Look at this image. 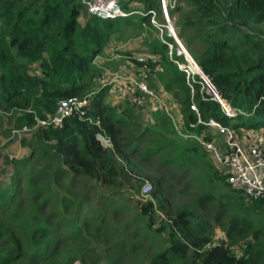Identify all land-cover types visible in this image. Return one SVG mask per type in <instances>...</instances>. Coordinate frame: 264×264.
Segmentation results:
<instances>
[{
  "label": "trees",
  "instance_id": "trees-1",
  "mask_svg": "<svg viewBox=\"0 0 264 264\" xmlns=\"http://www.w3.org/2000/svg\"><path fill=\"white\" fill-rule=\"evenodd\" d=\"M130 3L139 4V12ZM118 5L130 13L112 18L89 14L80 23L78 15L85 8L81 0H0V109L15 112L17 121L32 125L53 116L59 100L88 96L83 118L72 114L59 125L39 123L32 136L35 148L26 153L47 158L56 174L61 171L69 178L83 175L102 183L111 181L117 175L112 152L124 156V148L137 151L149 132L154 137L145 155L165 152L164 162L183 171L200 163L199 194L191 206L184 204L176 212L165 246L146 264H264L263 198H249L232 188L225 180L226 172L209 160L210 152L191 136L202 133L204 140L211 141L209 126L202 123L208 118L230 129L232 135L240 130L264 134V0H166L176 35L216 91L235 109L231 116L205 92L197 73L187 75L178 67L177 62L186 64V60L176 53V42L165 32L162 39L147 42L154 58L127 56L132 67L147 64L157 69L193 138L181 143L161 132L170 126L167 114L162 113L160 120L157 116L153 125L158 129H141L134 119L110 111L102 101L111 85L102 80L97 86L101 71L94 69L92 61L110 36L123 30L120 22L136 16L140 24L154 27L151 12L163 22L158 0H118ZM191 102L198 114L190 109ZM96 132L109 138L110 148L99 143ZM26 154L13 163L16 171L27 161ZM13 186H0V208L12 205ZM210 201L212 211L206 205ZM151 205L150 201L142 205L147 218ZM212 220L223 231L215 242ZM17 229L0 226V264L22 255L38 258L45 254L47 245L41 243L51 236L40 223L30 224L27 218Z\"/></svg>",
  "mask_w": 264,
  "mask_h": 264
},
{
  "label": "rangeland",
  "instance_id": "rangeland-1",
  "mask_svg": "<svg viewBox=\"0 0 264 264\" xmlns=\"http://www.w3.org/2000/svg\"><path fill=\"white\" fill-rule=\"evenodd\" d=\"M130 4L137 11L141 8L139 4ZM87 16L89 13L81 8L79 22L82 23ZM127 21L120 22L124 24L123 30L114 32L92 61L94 69L101 71V78L96 80V84L98 86L114 73L143 72L148 87L155 95L147 97L143 106H136L114 88H108L104 91L103 103L110 111L134 119L141 129L154 126L157 116L159 119L165 113L170 126L161 132L166 138L178 143L193 139L187 136L180 107L171 92L164 89L157 69L147 64L132 67L127 58L128 55L140 60L154 58L147 50V42L162 39L161 33L169 34L168 29L162 27L158 30L147 23L140 24L136 16ZM173 28L175 32L176 28ZM176 49H179L177 43ZM185 68L188 69L186 65ZM16 114L0 109V186L14 184L12 205L0 208V226L1 229L18 232L19 222L28 218L30 224L40 223L51 237L41 243L47 245L43 256L22 255L7 264H146L153 254L165 246L167 232L176 212L184 204L191 206L201 190L199 182L203 174L200 163L183 171L175 164L164 162L162 154L165 152L145 155V149L150 147L149 143L154 137L150 132L139 143L137 151L124 148V156L112 152L117 175L107 183L83 175L69 178L61 171L56 174L55 165L47 158L42 159L35 153L26 154L35 148L36 139L32 136L39 123H21L16 120ZM207 129L212 136V144L222 152L226 148L225 131L210 126ZM253 134L258 132L240 130L232 138L245 147L248 137ZM25 154L27 161L17 166L16 171L13 163ZM208 158L213 161L210 155ZM216 165L222 173L227 172L225 166ZM43 168L48 170H40ZM13 171H16L14 175ZM45 172L49 173L47 177ZM144 182L150 184L147 191L141 189ZM148 201L152 203L148 208L149 218L142 212V205ZM210 203L206 205L212 211L214 207ZM173 226L176 227V224ZM211 226L212 240L215 242L223 237V231L220 223L214 220ZM21 236L25 237L24 234ZM26 253H29V249Z\"/></svg>",
  "mask_w": 264,
  "mask_h": 264
},
{
  "label": "built area",
  "instance_id": "built-area-1",
  "mask_svg": "<svg viewBox=\"0 0 264 264\" xmlns=\"http://www.w3.org/2000/svg\"><path fill=\"white\" fill-rule=\"evenodd\" d=\"M81 1L89 14H94L100 18H112L115 16H124L130 13V11H125L119 7L118 0ZM158 2L163 22L155 20L153 12H151L150 20L153 25L158 28V30H161L162 27H166L169 33L166 34L171 36L179 47V39L173 30L174 28L166 12V0H158ZM168 47L170 48L171 45L168 44ZM176 53L182 54L186 60V64L177 62L179 68L183 69L187 75L189 73H193L192 70L197 73L189 64L191 63L189 61L190 55L182 52L180 48L176 51ZM185 65L191 71L188 69L186 70ZM197 74L202 84L205 86V92L220 105L224 114L228 116L233 115L235 109L228 105V103L220 96L210 82H207L206 79L199 73ZM145 77L146 74L143 72L132 74L124 71L119 74H111L105 82L106 84H110L111 88H114L118 94L129 98L131 103H134L136 106H143L147 97H153L155 95L148 87ZM88 101V96H84L81 99L74 98L57 115L53 114V116H47L46 119L39 120L38 123L59 125L65 116L72 114H76L78 118H83L85 112L88 110ZM189 107L198 114L197 108L193 102L190 103ZM86 118L90 120L89 117ZM197 122H201L199 117H197ZM95 123H98L97 119L95 120ZM202 123H205L207 126L216 127L220 131H225V134L227 135L226 148L222 152L217 151L212 144V141L204 140L202 138V133L196 135L191 134V136L203 144V146L210 152V156L216 164L227 168L225 180L232 188L241 190L242 193L249 198H263L264 208V136L261 133L250 135L246 142V146L244 147L232 138L233 135L230 134V129L221 126L213 118H208L207 120L202 121ZM188 135L189 134L187 133V136ZM95 138L103 147L111 146L109 138L102 132H96ZM149 188L150 184L148 182H144L141 186L142 191H147Z\"/></svg>",
  "mask_w": 264,
  "mask_h": 264
},
{
  "label": "water",
  "instance_id": "water-1",
  "mask_svg": "<svg viewBox=\"0 0 264 264\" xmlns=\"http://www.w3.org/2000/svg\"><path fill=\"white\" fill-rule=\"evenodd\" d=\"M185 53V52H184ZM188 58V57H187ZM189 58L191 59V60H193L190 56H189ZM188 58V59H189ZM190 59H189V61H190ZM194 68H195V66H194ZM195 71L197 72V73H199L200 75H202L205 79H206V81L207 82H209V80L207 79V77L202 73V71L199 69V68H195ZM74 98L73 97H71V98H65V99H61V100H59L58 102H57V108H56V111H55V115H57L64 107H66L72 100H73Z\"/></svg>",
  "mask_w": 264,
  "mask_h": 264
},
{
  "label": "bare ground",
  "instance_id": "bare-ground-1",
  "mask_svg": "<svg viewBox=\"0 0 264 264\" xmlns=\"http://www.w3.org/2000/svg\"><path fill=\"white\" fill-rule=\"evenodd\" d=\"M171 31V30H170ZM178 42H179V48H180V50L182 51V52H185V54H188L189 55V53L186 51V49L184 48V46L181 44V42L178 40ZM190 62L191 63H189L190 64V66H192V68L193 69H197L198 68V66H197V64L194 62V60H190ZM194 66H195V68H194Z\"/></svg>",
  "mask_w": 264,
  "mask_h": 264
},
{
  "label": "clouds",
  "instance_id": "clouds-1",
  "mask_svg": "<svg viewBox=\"0 0 264 264\" xmlns=\"http://www.w3.org/2000/svg\"><path fill=\"white\" fill-rule=\"evenodd\" d=\"M192 58V57H191Z\"/></svg>",
  "mask_w": 264,
  "mask_h": 264
}]
</instances>
